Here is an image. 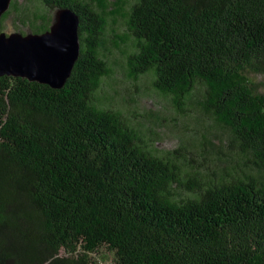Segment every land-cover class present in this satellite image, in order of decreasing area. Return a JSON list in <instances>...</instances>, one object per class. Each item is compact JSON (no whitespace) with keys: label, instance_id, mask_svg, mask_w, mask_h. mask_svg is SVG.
I'll return each instance as SVG.
<instances>
[{"label":"trees","instance_id":"1","mask_svg":"<svg viewBox=\"0 0 264 264\" xmlns=\"http://www.w3.org/2000/svg\"><path fill=\"white\" fill-rule=\"evenodd\" d=\"M60 7L64 83L0 75V264H264V0H11L1 28Z\"/></svg>","mask_w":264,"mask_h":264},{"label":"water","instance_id":"2","mask_svg":"<svg viewBox=\"0 0 264 264\" xmlns=\"http://www.w3.org/2000/svg\"><path fill=\"white\" fill-rule=\"evenodd\" d=\"M10 1L0 0V26ZM78 52V15L69 7H60L44 31L0 30V75L26 77L59 87L70 74Z\"/></svg>","mask_w":264,"mask_h":264},{"label":"rangeland","instance_id":"3","mask_svg":"<svg viewBox=\"0 0 264 264\" xmlns=\"http://www.w3.org/2000/svg\"><path fill=\"white\" fill-rule=\"evenodd\" d=\"M2 30L8 32L12 31H20V32H29V29H27L26 26L20 24L18 21H16L14 18H8L5 20L4 25ZM23 30V31H22ZM120 75H117V77ZM262 81H264V77H260ZM114 88V99H115V105H120L124 108H127L128 110L132 109V106L134 107V103H132V106L127 103V99H129L131 96L136 97V100L138 101L139 106L134 107L133 112L131 115H133L134 110L136 108L139 110V114L146 113V109H155L157 106V98L149 97V96H140L136 95V92L138 91L137 87L130 86L128 83H125L123 80H115V82L110 84ZM137 89V90H136ZM263 90H264V85H263ZM139 99V100H138ZM118 103V104H117ZM170 109L167 110V113L170 114ZM176 121L169 120V123L167 124L165 121L164 123L167 125H163L160 127L161 130V136L162 140L157 143L159 147H165V148H176L177 143H178V138L174 136V132H172L170 126V123H174ZM180 127L181 125L178 124ZM197 132L194 123L193 122H188L187 127L185 128V134L186 137H190L191 135H194ZM206 130L201 129L198 134V139L202 140L200 141L201 143L205 144L207 143L206 141ZM203 152L202 151H193L190 155L191 159L198 160L199 162H203L204 159L202 157Z\"/></svg>","mask_w":264,"mask_h":264},{"label":"flooded vegetation","instance_id":"4","mask_svg":"<svg viewBox=\"0 0 264 264\" xmlns=\"http://www.w3.org/2000/svg\"><path fill=\"white\" fill-rule=\"evenodd\" d=\"M0 30H2L1 26H0Z\"/></svg>","mask_w":264,"mask_h":264}]
</instances>
